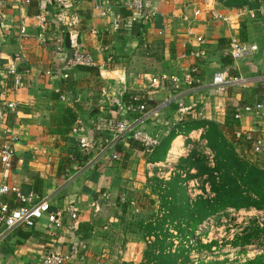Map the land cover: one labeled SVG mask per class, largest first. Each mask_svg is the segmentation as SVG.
<instances>
[{
	"label": "crops",
	"instance_id": "obj_1",
	"mask_svg": "<svg viewBox=\"0 0 264 264\" xmlns=\"http://www.w3.org/2000/svg\"><path fill=\"white\" fill-rule=\"evenodd\" d=\"M0 2V64L8 67L21 50L20 60L14 62L21 75L19 86L13 88L10 74L0 78V148L6 127L13 129L16 138L11 167L5 169L0 163V184L48 199L50 211H65L70 205L78 210L76 224L62 212L58 231L43 217L33 229L17 228L6 235L0 240V264H38L49 247L68 253L73 245L79 256L70 264L142 261L145 243L127 229L128 218L117 205L134 199L130 203L133 216L142 215V200L134 190L144 188L148 178L160 176L174 140L164 160L151 163L147 159L151 154L130 147L126 136L113 144L112 149L120 150H116L119 160L110 159L106 151L109 132L103 125L124 119L120 108L124 95H140L149 107L156 108L159 116L147 121L143 129L156 134L159 145L174 132L179 134L175 139H183L182 147L188 136L194 146H205L203 128L183 130L190 122H215L225 133L226 125L235 124L232 135L236 143H242L237 152L264 168V148L253 154L243 144L254 134L264 141V103L260 101L264 94V16L252 17L259 4L235 9L216 2L214 12L229 19L216 22L204 10L203 0H149L156 15L148 22H134L125 0H80L68 10L58 0H30L28 5L18 0ZM105 2L111 14L103 16V9L95 5ZM195 9H202L203 15L197 23L188 22ZM55 15L59 18L54 21ZM114 20H118L117 29ZM67 31L90 53L94 67L67 66L72 54L64 46ZM196 37H203L205 43L198 45ZM232 42L254 43L259 50L250 59L233 62L228 55ZM196 50L204 52L201 59L189 55ZM193 64L199 68V83L183 86L178 93L169 83L152 81L162 74L182 76ZM228 68L241 82L218 92L211 84L212 76L222 70L229 73ZM47 70L53 72L51 77L44 74ZM8 102L15 110L6 108ZM256 104H262L258 115L242 111ZM237 112L240 118L235 117ZM76 128L78 134L73 132ZM236 133L243 137L237 139ZM80 134L96 143L94 156L78 148ZM205 150V155H212ZM11 199L9 205L17 207Z\"/></svg>",
	"mask_w": 264,
	"mask_h": 264
},
{
	"label": "trees",
	"instance_id": "obj_2",
	"mask_svg": "<svg viewBox=\"0 0 264 264\" xmlns=\"http://www.w3.org/2000/svg\"><path fill=\"white\" fill-rule=\"evenodd\" d=\"M253 1L217 0L226 8L235 9L256 8L258 4L253 5ZM228 69L229 74L234 75L232 68ZM262 95L260 101L264 103V94ZM129 97L144 102V98L136 94L124 95L123 101ZM234 126L235 124L226 125L225 133L215 122L197 121L183 125V130L190 131L199 127L204 129L202 139L205 141V146L202 150L209 149L212 160L210 161L201 149L194 148L186 157L177 159L178 167L168 180L155 175L147 179L144 188L148 189V193L143 195L144 199L141 196L143 193L139 194L142 205L148 198V204L142 207L147 210V214L142 213L139 218L128 217L127 222V229L145 243L140 264H192L189 258L192 250L196 252L202 249L209 250L212 246V243L203 245L195 240L198 228L209 218L228 210H264V168L237 152V146L242 143H236L237 140L232 135ZM177 135L179 134L170 133L157 148L153 149L147 158L149 162L163 161L171 142ZM256 139H259L257 135H251L243 144L251 150L252 143ZM128 142L133 149L142 150V147L131 138ZM116 150L120 151L118 148ZM192 180L200 182L202 192H205V187L208 185L211 197L197 195L194 199H190L186 193V184ZM133 200L129 198L126 202L117 205L121 213L133 212L134 206L130 204ZM262 231L255 229L236 236L232 244L233 246L249 245L257 241ZM147 238L152 240L148 242ZM175 240L177 245H174ZM195 264L217 263L200 260ZM242 264H264V254Z\"/></svg>",
	"mask_w": 264,
	"mask_h": 264
},
{
	"label": "built area",
	"instance_id": "obj_3",
	"mask_svg": "<svg viewBox=\"0 0 264 264\" xmlns=\"http://www.w3.org/2000/svg\"><path fill=\"white\" fill-rule=\"evenodd\" d=\"M25 5L30 3V0H18ZM80 0H58L59 5L62 9L68 10L73 7L74 3H77ZM170 2L172 0H166ZM259 1V0H258ZM216 0H203V7L206 10L213 21L216 22H228L229 19L225 16H220L214 12V5ZM259 7L254 12H252V17L254 18L255 14L264 16V0L258 2ZM1 5V2H0ZM124 7L131 12L130 20L134 22L140 21H151V19L156 15L155 8H153L149 0H125ZM96 9H103L102 15H110V8L107 7V3L101 6L99 4L95 5ZM203 9V8H202ZM202 9H195L192 11V18L188 19L183 17L184 21L197 23L199 18L203 15ZM59 15L54 16L55 19L59 18ZM62 22V19H58ZM118 20L112 22L114 29H117ZM20 35L23 36L25 32V27L23 23L20 25ZM70 37L71 45V58L67 61V66L70 68L77 67H94L95 62L88 51L80 46L75 35H71V31H67ZM43 39V38H42ZM45 42V40H44ZM195 42L198 45L204 44L203 37H196ZM259 48L254 43H241V42H232L228 48V55L233 62L240 60H247L252 58ZM21 50L13 55L12 61L9 62L8 67L0 64V78L3 73L12 75V80L14 82L13 88L19 86L21 75L16 73L15 61H19L21 57ZM189 55L195 57L196 59L202 58L204 52L202 50H196L189 52ZM48 77L53 75V72L50 70L45 71L44 73ZM66 78L65 75H63ZM199 68L193 64L186 72L182 75H167L162 74L157 78H153L152 81L155 84L159 83H169L172 88L178 93L181 90V87H192L194 83H199ZM241 82L239 76L230 75L227 71H217L213 74L211 84L218 92H223L227 88L237 85ZM1 97V93H0ZM5 106L8 110H15V105L12 102L5 103ZM121 113L125 114L124 119L116 120L114 122L107 121L103 126L106 131L109 132V139L106 141L108 156L112 160H119V154L115 152L113 144L124 139L126 136L130 137L132 140L137 142L141 147L142 151L146 154L152 152L159 145V138L156 134H151L143 129V126L147 121L153 120L159 116L158 111L154 107H149L147 102H139L134 97H129L126 101H120ZM179 105V109H180ZM262 108V104H256L253 107H243L242 111L250 113L253 115H258L259 111ZM182 111V110H180ZM1 116V115H0ZM128 116V117H126ZM236 118H240V112L235 114ZM2 118V117H1ZM0 118V119H1ZM3 123V122H2ZM75 134H78V129L76 128L73 131ZM235 137L240 139L243 137V134L236 133ZM190 138V136H188ZM250 139V137L248 138ZM16 138L13 132V129L6 127L4 129L3 142L0 148V163L5 168L8 169L11 167L12 162L15 157V144ZM77 146L82 153L92 157L93 153L96 150V143L90 139L86 134H80L77 138ZM105 148V147H104ZM264 148V141L262 139H256L252 143V153L260 154ZM175 156V155H174ZM208 158L212 159V155L208 152ZM174 160L173 156H169L166 159L167 163H170ZM8 197H11V201L17 203V207H11L9 205ZM94 210L98 211V207L93 205ZM66 212L69 219L76 224L78 220V210L76 207L70 205L65 211H50V204L48 199L39 197L33 192L24 194L20 189L15 185H9L7 183L0 184V240H2L6 235L16 230L17 228H28L33 229L39 220L43 217H46L48 226L54 231H58L62 227V216ZM148 242V238L146 239ZM79 256L78 247L73 245L70 247L68 253H63L60 249L49 247V250L41 257L38 264H70L73 261L77 260Z\"/></svg>",
	"mask_w": 264,
	"mask_h": 264
},
{
	"label": "rangeland",
	"instance_id": "obj_4",
	"mask_svg": "<svg viewBox=\"0 0 264 264\" xmlns=\"http://www.w3.org/2000/svg\"><path fill=\"white\" fill-rule=\"evenodd\" d=\"M252 4H258V0H254ZM185 133H188V130ZM187 138L188 137H184V146L182 147L181 145V151L173 156L174 160L170 163L165 162L164 166H162L163 169L160 168L161 171L159 172V177H161V179L164 178L165 180H168L171 171H176L179 164L177 163V159L179 157H186L194 148L202 150L204 147L202 144L194 146V144ZM204 150L202 151L205 155L206 150ZM208 159L210 161L212 160L210 158ZM210 166H212V163ZM194 181V183L189 182L186 184V193L190 199H194L197 195L211 197L208 185L205 187V192H202L200 190V182L198 180ZM134 191H136L137 194L143 193L141 194L143 197L148 189L139 188ZM152 197L156 199L154 196ZM147 201L148 198L145 199L143 203L148 204ZM143 205L141 204L140 207L142 208ZM146 211V209H142V213L145 215L147 214ZM133 215H135L134 212L123 214L124 218H132ZM125 224H127V222H125ZM255 229L263 230L257 241L246 246H233L232 243L236 236H241ZM148 240H150V238H148ZM195 240L200 241L203 245L212 243V246L209 250L202 249L197 252L192 250L189 254L192 264H195L196 261L200 260H203L204 262L215 261L217 264H242L246 261L252 260L254 257L264 254V210H228L218 214L216 217L209 218L198 228L195 233ZM174 245H177L176 240L174 241ZM173 251L174 250H172V252Z\"/></svg>",
	"mask_w": 264,
	"mask_h": 264
},
{
	"label": "bare ground",
	"instance_id": "obj_5",
	"mask_svg": "<svg viewBox=\"0 0 264 264\" xmlns=\"http://www.w3.org/2000/svg\"><path fill=\"white\" fill-rule=\"evenodd\" d=\"M182 141H183L182 138H177L173 141V144H172L171 149L169 151L170 156H174L179 152V149L181 148V145L183 143Z\"/></svg>",
	"mask_w": 264,
	"mask_h": 264
},
{
	"label": "water",
	"instance_id": "obj_6",
	"mask_svg": "<svg viewBox=\"0 0 264 264\" xmlns=\"http://www.w3.org/2000/svg\"><path fill=\"white\" fill-rule=\"evenodd\" d=\"M64 46L67 50H70L71 45H70V37H69V33H65L64 35Z\"/></svg>",
	"mask_w": 264,
	"mask_h": 264
}]
</instances>
